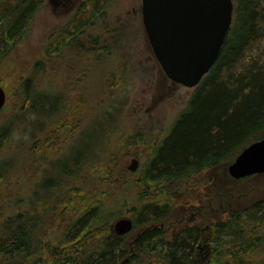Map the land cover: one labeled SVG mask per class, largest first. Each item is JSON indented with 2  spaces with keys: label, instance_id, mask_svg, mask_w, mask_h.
Returning <instances> with one entry per match:
<instances>
[{
  "label": "trees",
  "instance_id": "obj_1",
  "mask_svg": "<svg viewBox=\"0 0 264 264\" xmlns=\"http://www.w3.org/2000/svg\"><path fill=\"white\" fill-rule=\"evenodd\" d=\"M44 1L0 0V64L26 36ZM109 1L82 2L11 84L0 76L6 109L13 110L12 125H0V157L18 156L10 175L0 163V264H199L193 257L197 231L172 232L164 221L178 197L193 203L191 194L209 181L205 173L229 164L243 147L264 137V0H233V21L217 59L162 136L140 154H146L141 168H121L120 155L138 143L135 136L113 130L123 103L116 92L121 81L114 71L104 74L102 95L93 101L72 72L61 73L68 63L76 67V32L92 23V62L115 58L102 20ZM87 66L88 60L85 72ZM30 113L35 123L26 121ZM99 116L103 121H96ZM94 120L98 138L87 132ZM22 125L30 134L23 149L10 137L11 129ZM36 172L44 179L39 187ZM18 173L22 177L14 180ZM175 186L180 188L174 191ZM113 197L135 202L128 242V233L110 229ZM211 224V251L203 264H264V201L224 211Z\"/></svg>",
  "mask_w": 264,
  "mask_h": 264
},
{
  "label": "rangeland",
  "instance_id": "obj_2",
  "mask_svg": "<svg viewBox=\"0 0 264 264\" xmlns=\"http://www.w3.org/2000/svg\"><path fill=\"white\" fill-rule=\"evenodd\" d=\"M59 1H44L26 36L20 39L8 53L6 60L0 64V76L4 80L6 79L8 84H11L21 72L29 67L31 60L40 55L41 50L44 49L43 51H45L47 44L58 34L59 28L66 22L68 24L72 19V17L66 16V13H60L62 7L59 6ZM102 20L105 21L110 33L107 49L110 54H115V58L107 55L106 58L96 63L91 62L87 66L86 72L87 59L75 58L72 62L76 67L68 63L67 65L70 66L66 68L72 70L70 71L72 72V80H79L78 86H81L87 100L93 101L99 100L102 95L99 89L103 90L102 87L106 84L104 83V74L107 72L112 74L111 72L114 71L117 75L121 84L116 92L121 95L120 99H123V103L117 118L112 123L113 130L121 131L120 133L123 135L127 133L129 136H135L138 142L137 145H130L128 151H125L126 154L120 155L119 163L121 168L126 169L130 159L137 156L139 159L137 169H139L146 159V154H140L145 153V149L149 145H153L162 136L177 113L185 107L194 87H186L172 81L162 70L153 54L142 23L141 0H110L105 7ZM100 44H104V41H101ZM82 72L87 73L84 75L85 77H80L79 74ZM106 79L109 80L111 77L106 76ZM65 81L62 80L61 85ZM53 84H58L57 80ZM113 88L115 87L111 86V89ZM4 90L7 96V88ZM57 90L58 88H55L51 91ZM12 113L13 110L7 111L4 104L0 110V125L11 123ZM28 117L26 121L36 122L34 114L30 113ZM103 118L99 116L96 121H103ZM96 121L89 123L91 125H89L87 132L89 135L92 136L93 134L98 138L101 132L99 123ZM17 129L15 130L14 126L10 132L13 145L21 149L25 146L28 148L30 145L28 127L22 125ZM87 144H90V141H87ZM8 155H2L0 163L6 164V169L9 171L7 175H10L12 171H15L14 165L18 164V156L16 153ZM28 158L30 165L29 156L24 161L27 162ZM31 166L33 167L32 160ZM227 166L228 164L216 166L204 174V177L208 178L209 181L196 189L197 195L191 194L192 197L189 199L193 203L185 204L186 198L180 197V201L178 197L179 203L164 221L170 231L178 230L184 226L188 229L189 225H186L188 220L191 223L190 226H193V221H196L195 223L199 227L212 225L213 221L220 219L221 213L224 211H242L258 201H264V173L235 179L228 174ZM34 174L33 181L35 179L38 183L36 186L39 187L44 180L42 173L36 172ZM19 177H22L20 173L14 177V180L19 179ZM179 188L180 186H175L173 189L176 191ZM35 190L31 192V195L36 193ZM109 202L114 203L111 223L121 216L129 217L135 206L133 201L119 200L116 202L114 197ZM184 218L186 221L183 220ZM211 234L212 229L205 230L204 237L208 236V238L204 239L205 242L197 249L196 254L193 252V257L197 259L199 264L205 263L209 256L211 251L209 236ZM133 235L134 231H130L125 241L128 242ZM206 253L208 254L205 256Z\"/></svg>",
  "mask_w": 264,
  "mask_h": 264
},
{
  "label": "water",
  "instance_id": "obj_3",
  "mask_svg": "<svg viewBox=\"0 0 264 264\" xmlns=\"http://www.w3.org/2000/svg\"><path fill=\"white\" fill-rule=\"evenodd\" d=\"M233 12V0H141L142 23L155 58L169 79L186 87H195L217 59ZM5 101L0 85V110ZM138 166L139 159L132 157L127 169ZM227 172L235 179L264 173V137L243 147ZM132 228L128 216L110 225L119 235Z\"/></svg>",
  "mask_w": 264,
  "mask_h": 264
},
{
  "label": "flooded vegetation",
  "instance_id": "obj_4",
  "mask_svg": "<svg viewBox=\"0 0 264 264\" xmlns=\"http://www.w3.org/2000/svg\"><path fill=\"white\" fill-rule=\"evenodd\" d=\"M84 1L85 0H60L59 1V6L62 7V10L60 11V13L61 14H65L66 13V16H69L70 18L71 17L73 18V16L76 13L77 9L81 5V3L84 2ZM109 2H107L105 4V7L107 6V4ZM105 7H104V10H105ZM66 24H67V22L63 26H61L59 28L58 33L66 26ZM87 27L88 28H86V29H84L82 31H77L76 32V42H77L76 43V49H77L78 53H77V55H75V58L78 57L81 60L82 59H87L88 63L90 64V62H92L93 59H95V51H94L95 50V48H94L95 47L94 46L95 25L92 23L91 25H88ZM71 58H74V56L71 57ZM69 66L70 65H67L66 67H69ZM66 67L64 68V70L61 71L62 74H66L67 75V73L72 71L70 69H67ZM66 71H68V72H66ZM126 169H127V166H126ZM183 220L186 221L185 218ZM180 221H182V220H180ZM195 222L193 221V224H192L193 226H190L191 223L188 220L186 225L187 226L189 225L188 226L189 228L197 231V234L199 235L198 239L195 242V247H194V250H193L195 252V254H196L197 249L200 248V246L202 245L203 242H205L204 239L208 238V236L204 237V234H205V230L208 231L210 229V226L209 225H205V226L199 227V225L197 223H195ZM160 225L162 226L163 223H160ZM183 228L186 229V226H184ZM207 254L208 253H206L205 256Z\"/></svg>",
  "mask_w": 264,
  "mask_h": 264
}]
</instances>
